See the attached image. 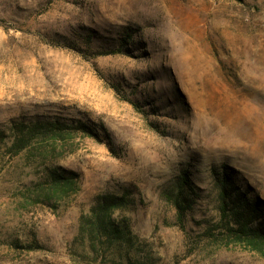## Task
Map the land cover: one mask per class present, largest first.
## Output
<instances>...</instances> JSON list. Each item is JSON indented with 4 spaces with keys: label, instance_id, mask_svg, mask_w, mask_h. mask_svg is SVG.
Returning <instances> with one entry per match:
<instances>
[{
    "label": "rangeland",
    "instance_id": "374dc122",
    "mask_svg": "<svg viewBox=\"0 0 264 264\" xmlns=\"http://www.w3.org/2000/svg\"><path fill=\"white\" fill-rule=\"evenodd\" d=\"M54 118L77 127L56 158L0 144V264H120L76 236L97 195L124 191L112 219L149 264H264L205 234L223 172L264 222V0H0V130ZM52 168L77 190L37 202Z\"/></svg>",
    "mask_w": 264,
    "mask_h": 264
},
{
    "label": "trees",
    "instance_id": "16d2710c",
    "mask_svg": "<svg viewBox=\"0 0 264 264\" xmlns=\"http://www.w3.org/2000/svg\"><path fill=\"white\" fill-rule=\"evenodd\" d=\"M75 128L77 127L61 123L59 118L28 123L11 122L6 131L0 130V144L13 155L28 149L33 156L49 160L59 156L56 153L57 144L63 146L70 141L73 134L68 131ZM226 176L223 172L221 179L216 181L217 220L213 226L206 229L205 234L214 238L216 235L212 231L217 230L228 240L227 242L262 252L264 250L262 213ZM76 177L75 173L65 169H49L46 173L45 188L36 193V200H39L37 202H56L76 192ZM187 196L180 185L177 190L165 193L166 199L175 210L176 221L181 228L185 212L191 206ZM133 202L127 191L119 195L110 192L97 195L89 210L79 217L76 240L86 243L94 252L110 251L120 260V264H149L148 252L142 248L143 244L139 238L124 221L112 219L115 212L128 208Z\"/></svg>",
    "mask_w": 264,
    "mask_h": 264
}]
</instances>
